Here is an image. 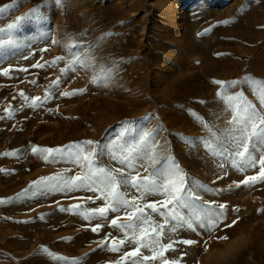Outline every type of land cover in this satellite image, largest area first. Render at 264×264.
Instances as JSON below:
<instances>
[{
  "label": "rangeland",
  "instance_id": "1",
  "mask_svg": "<svg viewBox=\"0 0 264 264\" xmlns=\"http://www.w3.org/2000/svg\"><path fill=\"white\" fill-rule=\"evenodd\" d=\"M0 8L6 9L0 28L24 18L9 32H0L5 41L0 47V264H71L60 257L75 258L77 264H113L132 250V244L119 252L100 246L108 233L122 238L110 220L119 215L118 223H127L123 209L106 218H85L88 209L104 205L95 198L99 193L69 183L88 171L86 164L82 168L51 157L45 161L31 151L33 146L59 148L86 140L107 143L122 131V123L131 129L127 141L152 133L137 145L142 162L154 152L164 168L175 161L186 174L187 186L199 199L189 201L183 214L212 217L220 204L226 205L213 230L197 225L195 231L184 227L171 234L197 243L176 245L166 259L264 264V181L250 187L234 183L259 168L238 171L230 159L205 147L212 132L223 143L226 130L239 127L229 124L234 111L217 95L221 86L214 81L248 76L254 87L262 86L257 82L264 81V0H0ZM9 34L12 44L7 43ZM73 53L86 66L77 64L62 73ZM56 57L65 59L52 64ZM37 64L45 67H33ZM4 68H9L7 76ZM57 77L61 83L51 89V98L33 105L31 98L49 95ZM80 89L85 91L61 95ZM239 92L238 103L251 102L264 115V103L249 84L226 88L228 94ZM17 150L15 156L3 155ZM260 154L254 153L257 159ZM97 163L121 167L107 156ZM160 166H149L140 175ZM41 177L50 179L34 185ZM96 224L103 227L94 232ZM168 239L166 233L162 242ZM145 255L151 252L142 248L140 256Z\"/></svg>",
  "mask_w": 264,
  "mask_h": 264
},
{
  "label": "snow or ice",
  "instance_id": "2",
  "mask_svg": "<svg viewBox=\"0 0 264 264\" xmlns=\"http://www.w3.org/2000/svg\"><path fill=\"white\" fill-rule=\"evenodd\" d=\"M5 10L4 8H0V14ZM30 15L35 16L36 13L33 12ZM22 19L24 18L19 17L16 21L7 25L6 28H0V32H9ZM7 43H14L10 34ZM4 46L5 41L0 39V47ZM72 47H76V45L74 44ZM64 59V57H56L51 63L55 64ZM77 64L81 67L86 66L81 56L73 53V60L67 68H62L61 72L68 71ZM33 67L43 68L45 65L37 64L33 65ZM21 70L27 71V69ZM2 71L5 76L9 74V68H4ZM93 82H97V80L94 78ZM31 83L35 84L36 81L33 80ZM60 83L61 78L57 77L49 86V95L43 98H31L33 105L41 99L47 100L51 98V89L59 88ZM214 83L221 86V90L218 91L217 95L226 103V107L234 111V115L229 121V124L239 125V127L227 129L223 143H221L220 136L212 132L211 140L205 142L206 150L213 155H221L230 159V162L238 171L245 172L249 168H259V171L255 175L246 176L244 180L234 182L237 187L241 185L250 187L256 183H260L264 181V152H261V149H264V115L251 102H237L238 97L243 96L242 92L228 94L226 93V88L235 87L239 83L249 84L254 93L259 97L261 103H264V81L257 82L262 85L260 88L254 87L248 76H245L242 80H216ZM83 91L85 90L64 91L61 95L70 96L80 94ZM20 95L24 96L26 101L30 99L25 96L23 91H21ZM6 112L11 115L10 110L6 109ZM192 114L201 123L206 125V122L196 113L193 112ZM121 129L122 131L117 137L109 140L107 143L86 140L59 148H38L37 146H33L31 151L34 154H42L45 161H48L51 157L52 159L70 160L82 168L85 164L87 165L88 171L83 176L77 175L71 177L69 183L76 188L83 187L93 193H99L95 198L103 199L104 205L88 209V214L85 216L86 219L93 217L106 218L109 212L120 213L122 209L124 210V215L128 218L127 223H118L121 219L119 215L110 220V226L119 229L122 238L111 237V233H108L101 241L100 246L108 247L112 252L121 251V248L125 244H132L134 247L130 252H125L113 264H123L124 261L129 259H132L133 264H136L137 258H139L140 264H143L145 261H155L157 259H161L162 264H179V260L166 259L165 253L175 251L176 245L178 244L192 245L197 243V241L182 238L173 239L171 238V234L177 233L178 229L184 227L195 231L197 225L199 227H206L209 231L213 230L223 218V209H225L226 205L220 204V211L212 217H201L195 213L187 216L183 214V210L190 206L189 201L199 199L187 186L186 174L175 161L168 168H164L161 161L156 158L154 152L146 157L147 163L142 162L144 160L142 150L137 145L142 143L143 137H150L152 133L145 132L143 136L137 137L135 141L130 142L125 138L131 129L123 123L121 124ZM73 148L78 149V151H71ZM257 152L261 153L258 159L254 155ZM17 154L18 150L4 153L3 155L15 156ZM101 156H107L121 165V167L110 169L103 165H98L97 162ZM167 160L168 158L165 157L164 163ZM152 165L161 166L153 167L148 175H140L141 171H148L149 166ZM48 179L50 178L41 177L39 181H34L33 184L35 185ZM94 184L96 185L95 187L93 186ZM129 189L131 191H127ZM68 190H71V188ZM152 195H162L165 199L162 201H148L147 198ZM88 199L91 200L93 197H89ZM138 201H145V203L143 206H140ZM207 203L211 205L215 202ZM70 207L78 210L83 205H73ZM61 210L67 211L68 209L61 208ZM234 210L239 211L238 208ZM155 216H159L161 219L156 220L154 218ZM235 223L236 221H233V224ZM102 227V224H96L92 228V231L97 232ZM225 227H231V225H225ZM166 233L169 234V239L167 243H163L162 240ZM109 237H111L110 242ZM220 239H227V237H220ZM142 248L148 249L151 255L141 257L140 253ZM59 259L70 260L71 264H77V259L75 258L60 257Z\"/></svg>",
  "mask_w": 264,
  "mask_h": 264
}]
</instances>
